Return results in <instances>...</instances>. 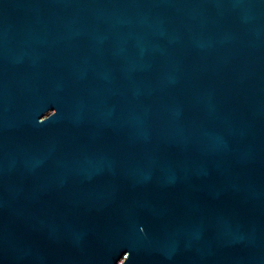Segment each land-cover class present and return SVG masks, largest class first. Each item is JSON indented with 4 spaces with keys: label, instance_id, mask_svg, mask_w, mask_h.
<instances>
[{
    "label": "water",
    "instance_id": "obj_1",
    "mask_svg": "<svg viewBox=\"0 0 264 264\" xmlns=\"http://www.w3.org/2000/svg\"><path fill=\"white\" fill-rule=\"evenodd\" d=\"M0 264H264V0H0Z\"/></svg>",
    "mask_w": 264,
    "mask_h": 264
}]
</instances>
